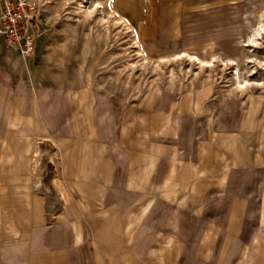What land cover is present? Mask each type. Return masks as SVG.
Returning <instances> with one entry per match:
<instances>
[{
    "label": "rangeland",
    "instance_id": "374dc122",
    "mask_svg": "<svg viewBox=\"0 0 264 264\" xmlns=\"http://www.w3.org/2000/svg\"><path fill=\"white\" fill-rule=\"evenodd\" d=\"M27 1L36 7L34 53L20 55L0 36V125L39 126L44 117L51 128L54 106L61 124L75 115L78 137L111 142L129 162H174L193 148L200 162L212 149L240 143L264 153V29L253 35L264 0H82L86 17L74 9L79 0ZM184 52L214 57L213 64ZM244 77L250 84L240 91L236 81ZM42 131L24 140L39 145L27 160L50 221L71 201L54 184L59 138ZM187 168L185 179L193 174ZM182 199L190 208L191 199ZM73 202L101 204L93 197ZM136 204L126 219H143L148 202Z\"/></svg>",
    "mask_w": 264,
    "mask_h": 264
},
{
    "label": "crops",
    "instance_id": "0c3cea01",
    "mask_svg": "<svg viewBox=\"0 0 264 264\" xmlns=\"http://www.w3.org/2000/svg\"><path fill=\"white\" fill-rule=\"evenodd\" d=\"M56 116L53 106L51 128L44 117L39 126L0 125V264H264V153L240 143L200 162L193 148L174 162L134 163L111 142L78 137L74 114L62 124ZM41 128L59 138L54 184L71 201L50 221L27 160L39 145L24 140ZM186 165L193 174L185 179ZM142 197L143 219H126Z\"/></svg>",
    "mask_w": 264,
    "mask_h": 264
},
{
    "label": "built area",
    "instance_id": "2783aa9c",
    "mask_svg": "<svg viewBox=\"0 0 264 264\" xmlns=\"http://www.w3.org/2000/svg\"><path fill=\"white\" fill-rule=\"evenodd\" d=\"M35 11V3L27 0L4 2L0 8V36L8 47L23 56H30L35 50Z\"/></svg>",
    "mask_w": 264,
    "mask_h": 264
},
{
    "label": "bare ground",
    "instance_id": "6f19581e",
    "mask_svg": "<svg viewBox=\"0 0 264 264\" xmlns=\"http://www.w3.org/2000/svg\"><path fill=\"white\" fill-rule=\"evenodd\" d=\"M66 1H68V0H62V4L63 5H65L66 4ZM100 2H98V4H99ZM61 4V5H62ZM74 9L77 11V12H79V13H81L84 17H86V16H89V13H88V11H87V7H86V5L83 3V1L82 0H79L78 2H77V4H76V6L74 7ZM264 29V21L262 20V21H259L258 22V25H257V27L254 29V32H253V35H256V34H258V35H260L261 34V30H263ZM252 41H254V40H252ZM134 43H136V44H138V40L136 39V38H134ZM140 50V49H139ZM184 54L185 55H187V56H189V57H195L196 58V60H198V62L200 63V65H211V64H213V59H214V57H212V58H210V59H208V60H205V59H201V58H199V57H197V56H193V55H190V54H188L187 52H184ZM177 55H180V53H177ZM234 70H236V67L234 68ZM248 84H250L249 83V81H248V79L247 78H242V79H237V81H236V86L240 89V91H244L245 89H246V86L248 85ZM36 150V149H35ZM36 152V154H37V150L35 151ZM35 154V155H36ZM39 156V155H38ZM35 158V157H34ZM33 158V160H35ZM37 160V159H36ZM36 164V163H35ZM34 165V164H33ZM35 169H36V167H35Z\"/></svg>",
    "mask_w": 264,
    "mask_h": 264
}]
</instances>
